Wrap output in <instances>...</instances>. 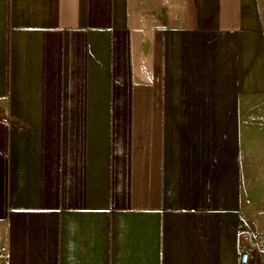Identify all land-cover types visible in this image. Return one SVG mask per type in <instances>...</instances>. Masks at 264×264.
Wrapping results in <instances>:
<instances>
[{"label":"crops","instance_id":"1","mask_svg":"<svg viewBox=\"0 0 264 264\" xmlns=\"http://www.w3.org/2000/svg\"><path fill=\"white\" fill-rule=\"evenodd\" d=\"M259 98L260 0H0V264H264Z\"/></svg>","mask_w":264,"mask_h":264},{"label":"rangeland","instance_id":"2","mask_svg":"<svg viewBox=\"0 0 264 264\" xmlns=\"http://www.w3.org/2000/svg\"><path fill=\"white\" fill-rule=\"evenodd\" d=\"M260 5L264 14V0H260ZM253 104L249 109V115L244 117V151L247 154L250 177L254 179L256 189L262 195L264 194V98L256 99ZM246 126L251 128L248 132L245 130Z\"/></svg>","mask_w":264,"mask_h":264},{"label":"built area","instance_id":"3","mask_svg":"<svg viewBox=\"0 0 264 264\" xmlns=\"http://www.w3.org/2000/svg\"><path fill=\"white\" fill-rule=\"evenodd\" d=\"M248 257H249V255L247 253L242 254L241 260H240L241 264H248ZM0 258H1V256H0Z\"/></svg>","mask_w":264,"mask_h":264}]
</instances>
